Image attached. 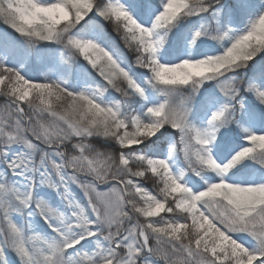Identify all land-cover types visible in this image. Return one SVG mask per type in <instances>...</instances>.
Wrapping results in <instances>:
<instances>
[{"label":"snow or ice","instance_id":"6c2138e0","mask_svg":"<svg viewBox=\"0 0 264 264\" xmlns=\"http://www.w3.org/2000/svg\"><path fill=\"white\" fill-rule=\"evenodd\" d=\"M0 24V264H264V0Z\"/></svg>","mask_w":264,"mask_h":264},{"label":"trees","instance_id":"16d2710c","mask_svg":"<svg viewBox=\"0 0 264 264\" xmlns=\"http://www.w3.org/2000/svg\"><path fill=\"white\" fill-rule=\"evenodd\" d=\"M105 27H106L109 31H111V26H110V25H107V24H106ZM2 28H4V25L0 24V29H2ZM9 31H11V30L9 29ZM146 186L149 187V188L151 189V187H152V183H151L150 180L148 181V183H147Z\"/></svg>","mask_w":264,"mask_h":264},{"label":"rangeland","instance_id":"374dc122","mask_svg":"<svg viewBox=\"0 0 264 264\" xmlns=\"http://www.w3.org/2000/svg\"><path fill=\"white\" fill-rule=\"evenodd\" d=\"M3 103V100H2V98H0V104H2Z\"/></svg>","mask_w":264,"mask_h":264}]
</instances>
